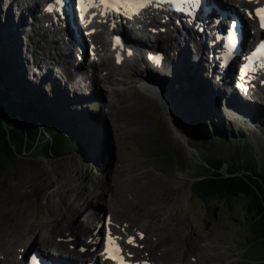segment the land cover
I'll return each mask as SVG.
<instances>
[{
	"label": "rangeland",
	"instance_id": "rangeland-1",
	"mask_svg": "<svg viewBox=\"0 0 264 264\" xmlns=\"http://www.w3.org/2000/svg\"><path fill=\"white\" fill-rule=\"evenodd\" d=\"M16 2L0 0V52L8 59L7 69L2 71L6 83L18 96L36 93L59 119L77 129L83 126L91 137L83 152L57 156L42 153L37 147L33 152H22L15 164L0 155V248L15 253L9 254L6 262L0 257V264L11 263L20 248L29 249L31 244L45 248L51 243L54 248L59 235H91L94 226L81 232L77 225L90 210L79 215L68 213V219H76L77 224L65 228L57 225L63 222L59 210L65 208L60 200L82 203L87 197L88 208L96 209L99 203L98 209L114 211L120 223L129 218L127 233L143 226L147 239L158 243L157 251L165 252L167 264L192 260L197 264H264V246L252 243L242 197L207 206L189 190L190 182L210 169L206 162L223 161L220 172L225 176L236 170L233 153L240 143L248 151L242 167L255 161L258 170L264 172V95L258 94L261 97L253 104L235 101L233 94L224 93L207 73V60L197 53L199 58L195 59L191 38L170 32L165 40L149 35L145 44L157 54L155 51L165 49L166 40L178 38L167 55L174 61L167 64L171 68L180 65V71L169 75L164 68L158 69L159 65L146 66V60L134 53L127 65L119 67V72L112 68L107 77L121 82L117 83L119 96L113 106L104 89L110 85L101 79L110 67L97 69L90 86H86L87 81L83 86L75 85L68 71L72 57L67 63L64 56L54 53L52 59L47 58V51L40 50L33 38L40 36V29L35 28L34 34L26 23L27 16L22 15L31 3L26 1L17 8ZM125 33L130 32L125 28ZM139 35L144 39L143 32ZM46 62L47 67H43ZM143 76L162 95L171 97L177 92L179 98L169 109L176 130L162 120L152 90L141 87ZM134 113L142 116L147 126L130 119ZM196 125L199 131L190 137L189 131ZM203 138H208V144L201 151ZM167 154L172 160L165 163L155 158ZM98 195H103L102 199L96 198ZM113 195L124 204L116 206ZM104 198L107 201L102 202ZM125 232L122 227L117 229L119 237ZM17 260L13 262L19 263Z\"/></svg>",
	"mask_w": 264,
	"mask_h": 264
},
{
	"label": "bare ground",
	"instance_id": "bare-ground-1",
	"mask_svg": "<svg viewBox=\"0 0 264 264\" xmlns=\"http://www.w3.org/2000/svg\"><path fill=\"white\" fill-rule=\"evenodd\" d=\"M26 1H29V3H31V6L25 11V13H22V15L25 14L27 16V18H26L27 22L26 23H29V28L32 29V31H34L35 28H36V30L40 29V32H39L40 36L39 37H35V35H34L33 38H34V41L36 42V44L41 46V47H39L40 50H42V51L44 50V52L47 51V53H48L47 54V58L52 59L53 53H54L55 55H58L59 57L60 56H64L65 60H66V63H67L69 61L68 60L69 57L70 56L72 57V53L75 51V52H77L76 54L78 55V57H80V59H83V57H82V55L84 54L83 51L78 49L75 46L74 40L68 35V30L67 29H65L64 31H61V30H58L56 28H53L54 25L50 24L49 20H42L44 25H41V18H38V15H37L39 13L38 10L40 8L37 9L36 11L33 8L34 6H36L34 4L35 0H22V1H18L17 0V2H16L17 8H20L21 6H23L24 2H26ZM261 1L264 2V0H254V2L251 5H253V7H254L256 4H258ZM149 19L150 18L147 16V14H144L141 17H136L135 18V20H136L135 24L132 25V29H131L129 34H126L127 32L125 33V32H122V31L121 32L118 31V32H114L113 33V34H119V36H120L119 44L120 45H125L127 43L128 45L135 46V49L139 52L138 55L140 56L139 58H141V60L144 58L142 56V54H141V49L143 51L144 50L145 51L148 50L149 52H154L153 51L154 48H151L149 46V44H145L146 43L145 39L147 37L149 38L150 36H152V37H155L153 39H156V37H157L158 39L165 40L164 38H166L170 32L174 33L175 36H180V37L182 36V33H183V36H186L185 39H188V38H191L192 36H195V34L193 32L194 30L190 31L191 34L189 33V35H188V34L185 33L184 29H180L178 27H175V26H173L172 23L161 25L160 23H157L155 19L152 18L151 21H148ZM45 23H48V25H45ZM247 23L251 26L252 29H255L254 22L248 20ZM189 25H190L191 28L194 27V24L192 22L189 23ZM137 26H139V27H137ZM170 26H172V28H170ZM79 29H80V27H79ZM141 32H143L144 35H145V36H143L144 39H141L142 37H140L141 35H139V33H141ZM99 33L100 34L98 35V37H96L94 39V42H92L93 43V48H91V50L95 53V55H91L90 53L89 54H84V55H86L87 58H89L88 68L90 70H92V71L94 70L95 73L93 75H91V76L88 75L87 71H86L85 63L81 62V63H78L77 65H74L72 63L70 65L68 64V71L72 73V74H69V77L71 79H73V81L75 82V85L83 86L84 84H86L85 81H87V85L86 86H90V84L95 80V75L97 73V69H99L103 65H106V66L110 67V68L107 69L106 73L101 77V79L103 81H106L111 86V87L110 86L109 87L106 86V88H104V89L110 95V98H111L110 99V104L115 106L116 102H117V99H118V96H119V89L116 86H117V83L121 84V82L114 83L113 81H109L107 77L110 75V73L112 71L111 70L112 68L116 67L117 68L116 69L117 72H119L120 71L119 67H121V66L123 67V66L127 65L128 62H130V60H132V58H134V56L132 54L131 55H129V54L125 55L124 53H121V54L111 53L110 50H109V48L111 47V43H108V41L106 42V33L107 32H106V28L103 25L100 26V32ZM34 34H35V31H34ZM132 36H134V37H132ZM249 37H251L250 34H249ZM202 40H203L202 36L198 38V44L199 45H197L198 46L197 55H200V57H204L207 60V73L210 76H212V77L218 76L219 74H217V73L219 72V68L215 64L216 60L213 61V59H211L209 61V59H208V58H210V54H211V52H213V50H211L207 46V43L203 44L201 42ZM177 41H178V38H176V37H174V39L169 38L165 42V46H164L165 49H163V51H161V50H158V52L155 51L157 54H160V56H161L160 62H158V64H157V65L160 66V68H158V67L157 68L158 69H163L164 68L166 70L167 74H169V75L176 74L177 71H180L178 69V68H180L179 67L180 65L178 67H173L172 66V68H171L170 65H168L169 63L171 64L172 61H174V60L173 59H169L168 56H167V55H169L168 52L171 51V47H172V50L175 48V44H176ZM50 45L53 47L52 49H54V52H52V49H51ZM165 55H166V57H164ZM94 57H97V59L94 60ZM117 57L121 58V61H119L120 59H116ZM86 59H84V62H85ZM73 61L74 62L76 61L75 57H74ZM118 61L120 62V64H117ZM135 61L136 60H134V62ZM165 61H166V65H165ZM43 65H44L43 67H47L48 62H46V64H43ZM156 71H160V70H156ZM177 75H179V74H177ZM227 75H228V72H226V76ZM125 78H127V77H125ZM256 79H257V77H253V80L250 83V85L252 86V91L255 90V93L264 95V85H262L260 83V80H256ZM262 79H264V77H262ZM143 80H144V82L142 83L141 87L143 89L145 88V89H147L149 91L153 90L155 92L154 95L157 97V99L153 98V100L156 101V103L160 105L161 109L164 110V115H163L164 122L169 124L172 128H174V130H176L177 127H175L176 125L175 126L173 125L174 122L172 121V118H171L172 115H171V112H169V109L171 108V105L173 106V103H176L178 98H179V97H177L178 95H176L177 92H175V93L173 92L171 94V97L168 96V95H166V96L162 95V93L158 89V87H156V86H154L152 84H149L148 83V79L147 78L145 79L144 76H143ZM218 84H219L220 87L224 88V86H225V84H227V82H226L225 78L223 77V78L220 79ZM226 87L228 88V84L226 85ZM188 88H190V87H188ZM131 118L135 119L136 121H138L140 126H143V127L147 126L146 122L144 121L142 116H140L139 114L134 113L132 115V117H130V119ZM110 187L113 188L114 185L112 184V185H110ZM102 197H103V195H98L96 198H98L100 200V199H102ZM112 200H113V203L116 206L124 204L123 202H120L117 199V197H115L114 195H113V199ZM104 201H107V200L104 198V200H102V202H104ZM60 203H61V205L63 207H65L63 209L60 208V210H59V215L62 216V220L61 221H63V222L57 223V225H59V226L61 225V227L63 226L65 228L68 225H71L72 223L77 224L76 219L73 220V221H71L70 218L68 219V213L75 212L76 215L77 214L79 215L80 213L84 212L85 210H88V211L90 210V214L85 216V220H83L84 216H82L80 218L81 223L78 222L77 225L79 226L81 232L87 231V229L90 228V226L93 225L94 222H96L97 225L102 223L101 230H99L98 233H95L94 235H91L90 237H86V234H85V236H83L84 233H81L80 235H79V233L76 234V235H65V236H60L59 235L57 237H59L61 239H60V241L57 240V244L53 243L54 244V248H53V245L51 243H48V244H50L48 246L51 249H53L54 253H50V251L47 250L48 251V252H46L47 254L54 255L56 258L62 259L64 261H67V262H70V263H72L73 259L78 258V257L82 258L84 256V255L81 256V254L79 252L74 250V247L78 243L81 242L83 244L81 247H87V245L90 244V243H91L90 244L91 247L98 246L99 243H100L99 239L101 238V235L104 236V233L106 232L107 228L110 229L112 231V233L117 238H119V235H117V229L119 227H122L123 231H125V230L127 231L126 228H129L128 225L131 223L130 221H128L129 218H128V220H126L127 222L120 223L121 221L118 220L115 217V212L114 211L109 209V211H107L105 213L104 210L102 211L101 209H98L100 207L99 203L97 204L98 208H96V209L95 208L94 209L88 208L89 204H90L89 203V197H87L82 203H80V201L78 202L77 200L69 202V201H66L64 199L60 200ZM109 203H111V202H109ZM92 205H94V204H92ZM114 209H115L116 212H118V208H116L114 206ZM93 216H95V218H93V220L90 221V218L93 217ZM55 221H56V219H55ZM55 221H53V223ZM109 221H111V223H109ZM134 225H136V224H134ZM143 228H144L143 226H141L139 228H136V232L135 233L132 232V233L127 235V237H130V236L134 237L135 236L134 237L135 241H136L135 244H127L126 241H122V242H124L125 247H126V254L129 255L130 259H134L138 264H144L146 261L148 262V264H167V263L164 262V258H163V254L165 252L163 253L160 250L157 251L158 243H154V242L150 241L149 239H147V235L145 234V230ZM89 235H90V233H89ZM141 235L143 236L142 239H141ZM152 236H155V235H152ZM77 241H80V242H77ZM57 245H62V246L58 247ZM66 246L69 247L70 251L68 249H66ZM47 247L45 246V248H44L43 245L41 246L42 249H46ZM16 250H15V252H16ZM26 251H27V248L26 249L23 248V247L20 248L18 250V253L16 252L17 253L16 256H14L15 259L18 258L17 261H19V263H14L13 262L15 260L14 259L12 261L10 260L11 263L8 262V264H22L21 262H22V259H23V254ZM72 251H74V252H72ZM9 254H11V251H10L9 248L8 249L7 248H0L1 261L6 262L7 261L6 259H8ZM14 254L15 253H13L11 255H14ZM94 254L95 253L89 254V251H87V255L94 256ZM14 257H10V258L13 259ZM195 261L196 260H192V261L188 262V264H197V261L196 262ZM168 263L169 264H174V263H177V262L176 261H168ZM179 263H183V261L179 262Z\"/></svg>",
	"mask_w": 264,
	"mask_h": 264
},
{
	"label": "trees",
	"instance_id": "trees-1",
	"mask_svg": "<svg viewBox=\"0 0 264 264\" xmlns=\"http://www.w3.org/2000/svg\"><path fill=\"white\" fill-rule=\"evenodd\" d=\"M7 61L5 54L0 52V114L3 116V119L0 118V153L16 161L22 152H33L37 147L42 153L49 152L57 156L85 151L91 133L85 131L83 126L77 129L67 125L43 104V99L36 93L16 95L14 87L8 85L2 75V71L7 69ZM3 124L9 129H4ZM198 131L197 125L192 126L190 137H194ZM59 133H63L64 137H56ZM207 140L201 139V151L206 150ZM238 146L233 153V162L238 167L236 170L224 176L220 173L223 161L214 159L211 163L206 162L210 169L201 172V179L191 183L190 191L194 198L207 206L242 197L252 243L264 246V172L258 170L255 161L248 167H242L248 151L245 145L241 146L240 143ZM62 148L68 151H60Z\"/></svg>",
	"mask_w": 264,
	"mask_h": 264
},
{
	"label": "snow or ice",
	"instance_id": "snow-or-ice-1",
	"mask_svg": "<svg viewBox=\"0 0 264 264\" xmlns=\"http://www.w3.org/2000/svg\"><path fill=\"white\" fill-rule=\"evenodd\" d=\"M104 2L106 3L107 0H104ZM81 3L83 4V0H81ZM48 10L51 11L52 10L51 7H49ZM256 14L260 18L261 27L264 28V9H257ZM249 15H251V13H249ZM258 51H259V54H264V44L260 45V49ZM129 54H131V53H129ZM109 223H111V221H109ZM142 238H143V236L141 235V239ZM118 239L119 238H117V237H113L111 232L109 231L107 254H108L109 258H111L115 261H118V264H126V261H124L121 258V253L123 250L118 245H114V241L118 240ZM135 242L136 241H135L134 237H130L128 240V243H130V244H135ZM81 250H83V249H81ZM33 259H34V264H38V262L35 261V258H33Z\"/></svg>",
	"mask_w": 264,
	"mask_h": 264
},
{
	"label": "water",
	"instance_id": "water-1",
	"mask_svg": "<svg viewBox=\"0 0 264 264\" xmlns=\"http://www.w3.org/2000/svg\"><path fill=\"white\" fill-rule=\"evenodd\" d=\"M152 92H153V94L151 95L152 96V98H156L157 99V97L154 95L155 94V92L152 90ZM156 102V101H155ZM157 104V103H156ZM158 106H159V108L161 109V107H160V105L159 104H157ZM161 116H162V120H163V115H164V110L163 109H161ZM0 118L1 119H3V116L0 114ZM164 121V120H163ZM166 123V122H165ZM3 127H4V129H6V130H8L9 128L7 127V126H5L4 124H3ZM25 153V152H24ZM22 154V153H21ZM20 154V155H21ZM0 155L4 158V160H6V161H9V162H11V163H13V164H15V163H17L18 162V160H19V157H20V155L18 156V158H17V160L16 161H12V159H7V158H5V156H4V154L3 153H0ZM155 158L156 159H160L161 161H163L164 163L165 162H167V161H170V160H172V156H171V154H167L166 155V157L164 158V156L163 155H156L155 156ZM207 170V169H206ZM205 170V171H206ZM211 171H213V170H211ZM204 172V171H203ZM221 173V172H220ZM225 176V175H224ZM199 179H201V178H196V179H194V180H192V182H194V181H196V180H199ZM192 182H190V185H191V183ZM190 185H189V190H190ZM190 193H191V191H190ZM191 195H192V193H191Z\"/></svg>",
	"mask_w": 264,
	"mask_h": 264
}]
</instances>
